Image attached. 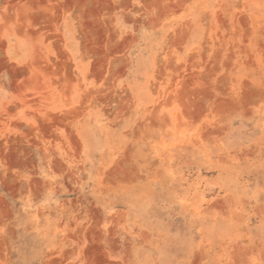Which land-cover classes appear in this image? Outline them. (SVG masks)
I'll return each mask as SVG.
<instances>
[{
	"label": "rangeland",
	"instance_id": "rangeland-1",
	"mask_svg": "<svg viewBox=\"0 0 264 264\" xmlns=\"http://www.w3.org/2000/svg\"><path fill=\"white\" fill-rule=\"evenodd\" d=\"M0 264H264V0H0Z\"/></svg>",
	"mask_w": 264,
	"mask_h": 264
}]
</instances>
